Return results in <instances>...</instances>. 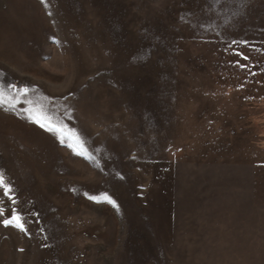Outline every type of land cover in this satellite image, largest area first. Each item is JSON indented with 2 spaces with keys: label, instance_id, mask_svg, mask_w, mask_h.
Masks as SVG:
<instances>
[{
  "label": "rangeland",
  "instance_id": "obj_1",
  "mask_svg": "<svg viewBox=\"0 0 264 264\" xmlns=\"http://www.w3.org/2000/svg\"><path fill=\"white\" fill-rule=\"evenodd\" d=\"M0 176V264H264V0H0Z\"/></svg>",
  "mask_w": 264,
  "mask_h": 264
},
{
  "label": "snow or ice",
  "instance_id": "obj_2",
  "mask_svg": "<svg viewBox=\"0 0 264 264\" xmlns=\"http://www.w3.org/2000/svg\"><path fill=\"white\" fill-rule=\"evenodd\" d=\"M41 127H43V125H41ZM3 183H4L3 178L2 176H0V185H2ZM5 194L6 195L8 194L7 191L5 192ZM105 199H107V197H105ZM109 203H112V202L109 201ZM13 221H16L17 224H19V218L16 215H13V217L9 220H4L3 223L5 224V226H8L9 224H12ZM20 227H21V230H23L22 225H20Z\"/></svg>",
  "mask_w": 264,
  "mask_h": 264
}]
</instances>
